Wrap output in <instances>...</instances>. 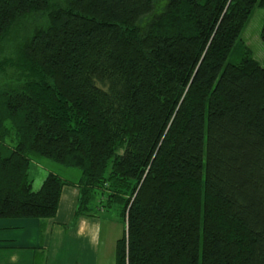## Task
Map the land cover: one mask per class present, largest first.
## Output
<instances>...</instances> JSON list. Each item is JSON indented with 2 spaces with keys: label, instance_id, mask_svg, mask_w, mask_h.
<instances>
[{
  "label": "trees",
  "instance_id": "trees-1",
  "mask_svg": "<svg viewBox=\"0 0 264 264\" xmlns=\"http://www.w3.org/2000/svg\"><path fill=\"white\" fill-rule=\"evenodd\" d=\"M264 0H0V219L114 210L116 264H264ZM264 45V19L260 31ZM49 172L32 190V162Z\"/></svg>",
  "mask_w": 264,
  "mask_h": 264
},
{
  "label": "crops",
  "instance_id": "crops-1",
  "mask_svg": "<svg viewBox=\"0 0 264 264\" xmlns=\"http://www.w3.org/2000/svg\"><path fill=\"white\" fill-rule=\"evenodd\" d=\"M78 199L79 189L70 184L61 190L54 218L0 219V264H116L121 236L103 232L104 212L75 216Z\"/></svg>",
  "mask_w": 264,
  "mask_h": 264
},
{
  "label": "rangeland",
  "instance_id": "rangeland-1",
  "mask_svg": "<svg viewBox=\"0 0 264 264\" xmlns=\"http://www.w3.org/2000/svg\"><path fill=\"white\" fill-rule=\"evenodd\" d=\"M264 19V9L256 8L249 19V22L241 34L243 45L251 52L252 58L264 68V45L260 39V31ZM60 166L54 165L46 160L32 162L29 170V175L32 180V190L40 189L43 180L49 172H54L66 180H75L74 172H67L62 170ZM103 221V232H107L109 239L123 235V225L118 220L117 214L114 210L101 215ZM114 220L116 225L111 223ZM114 222V223H115Z\"/></svg>",
  "mask_w": 264,
  "mask_h": 264
}]
</instances>
